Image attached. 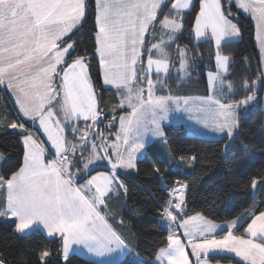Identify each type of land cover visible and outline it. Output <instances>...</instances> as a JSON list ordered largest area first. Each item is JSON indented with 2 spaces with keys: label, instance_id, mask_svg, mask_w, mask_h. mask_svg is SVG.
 <instances>
[{
  "label": "snow or ice",
  "instance_id": "obj_1",
  "mask_svg": "<svg viewBox=\"0 0 264 264\" xmlns=\"http://www.w3.org/2000/svg\"><path fill=\"white\" fill-rule=\"evenodd\" d=\"M233 4L238 11L250 12L257 21L264 64V0H200L188 39L194 34L199 42L211 30L216 71L208 73V97L198 102L183 99V111L189 119L228 138L225 152L248 111L264 104L258 80L249 83L247 78L241 87L248 94L240 100L232 99L236 89L227 80L230 59L220 49L223 42L239 36V29L229 19ZM94 5L95 48L89 53L77 48L79 41L75 38L87 15V0H0V86L16 95L21 120L38 125L34 128L17 121L7 125L17 130L24 155L17 171L0 176V191L6 193L0 198V219L10 227L14 225L17 234L43 235L58 243L56 256L63 264H70L73 246H82L98 258L107 257L93 264H122L121 257L132 251L100 208H107L109 197L118 199L122 190L126 194L120 176L136 168L138 154L146 148L145 136L164 139L162 122L169 120L173 111L170 102L179 111L181 98L157 96L155 92L163 88L176 61L177 72L183 74L189 61L188 47L176 42L183 36L184 17L193 8L192 0H94ZM192 51L195 53V49ZM97 57L103 85L114 87L120 98L113 114L125 104L131 109L127 116H120L118 131L108 136L98 127L104 113L90 75V61ZM153 67L156 80L152 79ZM217 91L220 96L215 95ZM81 119L84 128L80 127ZM113 125L110 121L108 127ZM37 132H42L46 141L39 140ZM46 153L52 158L48 159ZM184 160L180 157L179 162ZM193 160L194 156L188 162ZM100 161H106L110 171L97 172L78 184V179ZM250 183L253 197L258 188L264 190V168ZM187 189L186 183L177 181L168 190L160 221L168 226L166 245L158 249L152 264H210V254L220 251L234 253L247 264H264V211L253 213L244 230L251 238L234 235L237 221H230L226 234L217 239L221 226L201 213L180 219L185 213ZM255 205L254 199L252 207ZM173 225L184 230L187 245ZM189 246L195 262L185 251ZM52 259L53 253L44 249L37 264H52ZM137 264L148 262L140 260Z\"/></svg>",
  "mask_w": 264,
  "mask_h": 264
},
{
  "label": "trees",
  "instance_id": "obj_2",
  "mask_svg": "<svg viewBox=\"0 0 264 264\" xmlns=\"http://www.w3.org/2000/svg\"><path fill=\"white\" fill-rule=\"evenodd\" d=\"M224 2V0H222ZM87 15L83 26L77 31V48L94 52V0H87ZM200 0H193V8L184 17L183 36L176 44L189 49L190 76L183 84L176 85V78L169 77L167 87L182 96L208 94L205 76L206 68L201 64L198 53L211 51L208 42H196L188 39L199 10ZM227 10V9H226ZM164 12L167 14L168 9ZM232 16L240 31V39L222 44V52L232 56L227 80L235 85L234 100H240L246 93L241 85L245 78L249 83L258 80L262 96L264 78L261 74L260 55L255 43V25L249 14L238 11L233 5ZM176 44L172 48H176ZM195 49V53H193ZM77 53H73L76 55ZM90 75L98 103L105 119L112 113L118 99L114 90L104 87L99 73L98 58L90 61ZM117 110L113 115H119ZM6 117V118H5ZM104 119V120H105ZM13 121L19 122L17 114L6 92L0 88V153L6 160L0 165V175L10 176L22 165L24 149L17 130L7 127ZM27 126H30L27 124ZM104 129L105 126H103ZM164 141H154L146 147L145 154L137 159L135 172L127 173L123 178L127 188L126 194L108 201L113 205L116 218L112 225L126 240L132 249L144 261L153 260L160 247L166 245L167 229L161 221L162 205L168 197V190L176 182L188 185L184 215L201 213L214 222H226L241 217L251 210L257 214L264 211V190L258 188L255 197L251 192V179L264 168V120L260 104L248 111L247 118L241 121L240 131L225 152L227 138L206 139L188 135L183 126L167 125L164 127ZM165 140L167 143H165ZM169 150L170 159L163 157L161 150ZM195 157L191 163L189 158ZM180 157H184L183 162ZM155 168L160 171L156 172ZM256 205L252 207L253 200ZM249 217L237 229L242 233ZM123 221V225L120 224ZM0 219V260L4 264H37L39 252L48 249L53 253L52 264H63L56 256L58 243L46 239L43 235H20ZM211 258L222 262L242 264L231 256L215 255ZM138 259L129 256L122 259V264H137ZM70 264H93L79 255H70Z\"/></svg>",
  "mask_w": 264,
  "mask_h": 264
},
{
  "label": "rangeland",
  "instance_id": "obj_3",
  "mask_svg": "<svg viewBox=\"0 0 264 264\" xmlns=\"http://www.w3.org/2000/svg\"><path fill=\"white\" fill-rule=\"evenodd\" d=\"M192 3H193V0H192ZM169 6H170V4H169ZM233 6L235 8H237L235 4H233ZM240 11L243 12V10H240ZM198 12H199V10H198ZM229 19H230V17H229ZM231 23L232 24H235L237 26V24L234 21H232V20H231ZM194 24H195V20H194ZM194 24H193V26H194ZM237 28H238V26H237ZM156 30H157V32H159V28L158 27H157ZM192 31H193V27H192ZM193 38L197 42V40L194 37V34H193ZM239 39H240V31H239V36L234 37L231 40H226L225 42L236 41V40H239ZM200 41H202V42H208L212 46L211 51L206 52V53H198V58H199L201 64L206 68L205 76H206V80H207V83H208V73L209 72H215L216 71V46H215L214 40L211 38V30L210 29H208V35L205 36L204 38H202ZM225 42H223V43H225ZM255 43L257 44V48H258V51H259V55H260V58L262 59V50H261L260 43H259L258 40ZM181 47H183V46H181ZM221 49H222V47H221ZM221 49H220L221 54L222 55H227V54H224ZM227 56H229V59H230V62H231L232 56L231 55H227ZM144 61H145V66H146L147 54H145V56H144ZM178 67H179V63H178V61H176L175 64L170 69V72H171L170 76L171 77L174 76L176 78V81H177V84L176 85L183 84L184 82H186V80L190 76L189 61H188V67H187V70H186V74L178 73L177 72V68ZM260 68H261V74L263 75V78H264V64H262L261 61H260ZM156 78L157 77L155 75V68L153 67V70H152V79L153 80H156ZM161 78H163V74H161ZM168 78L166 79L165 84H164V86H163L162 89L161 88H157V90L155 92V95H157V96L179 97L178 94H176V93H174L172 91H169V89L167 87V80H168ZM101 81H102V84H103L102 77H101ZM103 86L104 87L112 88L114 90V93L116 94V89L114 87H112L110 85H103ZM208 92H209V88H208ZM224 92L225 93L227 92V89L226 88L224 89ZM209 95H210V92L208 94L204 95V96L199 95V96L186 97V98L189 99L190 101L198 102L199 101V98H206ZM215 95L220 96L221 93L219 91H217L215 93ZM116 96H117L118 101L115 104V106L119 104V100H120V98H119V96L117 94H116ZM179 98H181V107H180V110L179 111L176 110V105L175 104H172L170 102V107L173 109V111H171L169 113V120H166V121H163L162 122L163 132H164V127L167 126V125L183 126L185 128L186 133L188 135L198 136V137H202V138H206V139H222L218 134H215V133L211 132L210 130L205 129L203 127V125L198 124L195 119H189V114L183 111V99L185 97H179ZM261 98L264 99V89H263V93H262ZM224 102H227V101H224ZM115 106H113V108ZM260 107L263 110V120H264V104H260ZM117 110L121 111L119 115H113V113H112L113 111L111 110V113L112 114L107 119L104 120V122H103L104 125L103 126H105L106 129H104L103 126L99 127V130L100 131H103V133L105 134V136H108L109 134H115L118 131L119 126H120V116H122V115L123 116H127L128 113L131 111V109L128 108L126 104H125V106H124L123 109L116 108V111ZM192 115H196V114L193 113ZM110 121H114V125L112 127H108ZM80 122H83V124H81L80 127L81 128H84V126H85L84 121H79V124H80ZM90 122L91 121H89L88 123L90 124ZM73 123H75V121H73ZM31 124H32V122H31ZM36 127H38V125ZM223 138H227V137L225 136ZM112 139H114V135H112ZM157 140L158 141H160V140L161 141L162 140L164 141V139H160L158 137H152L151 134H147L145 136L146 147L149 144H151L152 142L157 141ZM42 141H44V140H42ZM45 141H46V139H45ZM226 143H228V138H227V142ZM45 147H50V144H46ZM161 150L163 151V153H162L163 157H165V159L169 160L170 159V156H171L170 153H169V150L167 149V151H166V149L164 150L163 147H162ZM224 151H225V148H224ZM145 152H146V148H145L143 154H138V159L141 158L145 154ZM0 154H2V153H0ZM2 158H4V159L2 160L1 163H3L6 160L7 157L4 156V154H3L2 155ZM106 164H107L106 161H100V162H98V165H106ZM130 170L133 171V172L135 171V169H130ZM251 192H252V187H251ZM1 220H3V219H1Z\"/></svg>",
  "mask_w": 264,
  "mask_h": 264
},
{
  "label": "crops",
  "instance_id": "obj_4",
  "mask_svg": "<svg viewBox=\"0 0 264 264\" xmlns=\"http://www.w3.org/2000/svg\"><path fill=\"white\" fill-rule=\"evenodd\" d=\"M242 12V11H241ZM243 13H245V12H243ZM246 14H249L251 17H252V15L250 14V13H246ZM252 19H253V17H252ZM253 21H254V25H255V42L257 41V21L256 20H254L253 19ZM256 46H257V44H256ZM258 49V48H257ZM259 52V51H258ZM98 58V57H97ZM98 61H99V59H98ZM260 61H261V58H260ZM102 82V81H101ZM207 85H208V83H207ZM0 88L3 90V91H5L6 92V94H7V96L10 98V100H11V103H12V106L14 107V110H15V112H16V114H17V117H18V119H19V122H26V124H29L30 126H32V127H36V126H33L32 124H31V121H23V120H21V117H22V114L21 113H19V105L16 103V95H14L11 91H9V90H6L3 86H0ZM209 93V92H208ZM179 97H193V96H199V95H193V96H182V95H178ZM61 119H63L62 117H61ZM80 121H83L82 119L80 120ZM89 122V121H88ZM85 123V122H84ZM81 124H83V122H80V125ZM104 125V124H103ZM37 137H38V139L39 140H44L45 141V137H44V135L42 134V132H37ZM22 144V143H21ZM22 146H23V144H22ZM23 149H24V147H23ZM88 154V152H85V155H87ZM2 155L3 154H0V164H2L1 162H2V160L4 159V158H2ZM46 156H47V153H46ZM47 158L48 159H51L52 157L51 156H47ZM22 164H23V159H22ZM21 167V166H20ZM78 167H82V166H78ZM72 171H77V168H73L72 169ZM107 171H110V169H109V167L107 166V164L106 165H98V166H94V168H93V170L92 171H90L88 174H86V175H83V178L82 179H78V184H84L91 176H93V175H96V173L97 172H107ZM121 171H123V170H121ZM135 172V171H134ZM127 173H133V171H131V170H127V172L125 173V174H123V175H121L120 176V179L123 181V183H124V180H123V178L126 176V174ZM121 193L122 194H124V192H123V190L121 191ZM6 195V193L5 192H3V191H0V198H2L3 196H5ZM115 197H109L108 198V200L106 201V203H107V208H104L103 206H101V208H100V211H101V214L102 215H105V217H106V219L108 220V223L114 228V226L112 225V219H114V218H116V216L114 215L115 214V211H114V209H113V205H111L110 204V202L108 203V201H110L111 199H114ZM259 213H257L256 215H258ZM196 214H192V215H182L181 217H180V219L182 220V219H186L187 217H192V216H195ZM252 215H253V213L251 212V210H248V211H246L241 217H239V218H237V219H235V220H231V221H237V223H236V226L233 228V234L234 235H236V236H241V237H243V238H245V239H249V238H251V237H249L246 233H245V228L247 227V224L248 223H251V218H252ZM247 217H249V219H248V222L244 225V227H243V230H242V233H239L238 232V228L242 225V223L245 221V219L247 218ZM208 219V218H207ZM4 220V219H3ZM5 221V220H4ZM228 222H230V221H226V222H214L213 221V223H215V224H218V225H220L221 226V228L217 231V233H216V238L217 239H219V238H222L225 234H226V232H227V227H226V225H227V223ZM163 224V226L167 229V234H168V226H167V224L166 223H162ZM173 227V230H176V231H178V233H179V235H180V238H181V240L182 241H184V243L187 245V243H188V241H187V238L183 235V232H184V230L183 229H176L175 228V225H173L172 226ZM115 229V228H114ZM116 230V229H115ZM257 242H260L259 240H257ZM131 247V246H130ZM131 249H132V247H131ZM185 251L186 252H188L189 253V258H190V260L191 261H193V262H195V260H196V258H195V256H192L191 255V252H192V249H191V247L189 246V247H186V249H185ZM70 255H79V256H81L82 258H84V259H86V260H88V261H90V262H95V261H97V260H100V259H107V257H95V256H92V255H90V254H88L87 252H86V250H84L83 249V247L82 246H73V251L71 252V254ZM215 255H227V256H231V257H233L234 259H236L237 261H239L240 263H242V264H247V262H245V261H243L242 260V258H240V257H236L235 256V254L234 253H228V252H226V251H220L219 253H212V254H210V256L208 257V259H209V261H210V264H234V263H230V262H228V263H226V262H222V261H220V260H217V259H213V258H211L212 256H215ZM127 256H129L130 258H132V259H138V260H143L144 261V259L143 258H141L139 255H137L136 254V252L132 249V251L130 252V253H126L124 256H122L121 257V260L122 259H124L125 257H127ZM155 258V257H154ZM154 260V259H153ZM153 260H148L147 262H148V264H152V262H153Z\"/></svg>",
  "mask_w": 264,
  "mask_h": 264
},
{
  "label": "water",
  "instance_id": "obj_5",
  "mask_svg": "<svg viewBox=\"0 0 264 264\" xmlns=\"http://www.w3.org/2000/svg\"><path fill=\"white\" fill-rule=\"evenodd\" d=\"M259 104H257L255 107H257ZM104 119H105V116L103 115V117H102V121L104 122ZM100 123L99 125H98V127H100V126H102L104 123ZM90 123H92V122H90Z\"/></svg>",
  "mask_w": 264,
  "mask_h": 264
}]
</instances>
